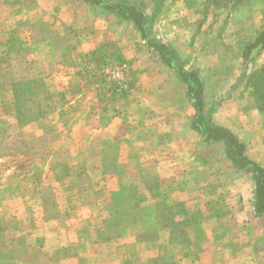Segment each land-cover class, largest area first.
<instances>
[{"label":"rangeland","instance_id":"obj_1","mask_svg":"<svg viewBox=\"0 0 264 264\" xmlns=\"http://www.w3.org/2000/svg\"><path fill=\"white\" fill-rule=\"evenodd\" d=\"M116 1L198 69L213 121L264 166V0ZM193 114L131 22L83 0H0V264H181L207 237L215 264H264L221 236L245 228L253 182Z\"/></svg>","mask_w":264,"mask_h":264},{"label":"trees","instance_id":"obj_2","mask_svg":"<svg viewBox=\"0 0 264 264\" xmlns=\"http://www.w3.org/2000/svg\"><path fill=\"white\" fill-rule=\"evenodd\" d=\"M83 1L87 5L100 6L120 19L131 22L146 47L157 54L163 66L174 72L176 78L184 85L185 96L194 109L190 128L198 132L207 143H222L224 158L238 171L250 175L253 182L254 211L264 217V167L246 154L245 144L235 132L213 121L206 108L205 83L198 69L186 67V62L172 45L151 35L149 16L141 6L116 0ZM261 36L264 46V33ZM247 71L246 68L243 74ZM253 76L259 78L258 84L255 85V94L259 107L264 110V65Z\"/></svg>","mask_w":264,"mask_h":264},{"label":"crops","instance_id":"obj_3","mask_svg":"<svg viewBox=\"0 0 264 264\" xmlns=\"http://www.w3.org/2000/svg\"><path fill=\"white\" fill-rule=\"evenodd\" d=\"M218 124L225 126L229 129H231L236 134H238L237 131L235 129H233V127H231L230 125H226L224 123H218ZM250 158L253 159V157H250ZM260 165L263 166L262 164H260ZM234 170H235V168H234ZM243 173H245V172H243ZM249 204L250 205H246V203L242 204V207L245 210L249 209V211H250L249 214H246L245 216H238L239 219H237L245 225V228H243L242 230H236L235 227H234V229H232V228H230V225H229V228L227 229L226 233L221 234V236L223 238L227 237V240H229L228 244H230L233 239L239 238L241 240L240 246L243 247V249H245V253H251V252H257L258 251L261 254L262 253L264 254V217L262 215H257L255 213L252 200H251V202H249ZM240 208H241V206H240ZM227 221L228 222L233 221V223L235 224L236 219L235 218H233L231 220L228 219ZM163 232H164V235L162 236L161 230L159 228L157 229V233L155 234L156 239H154L155 244L157 243L158 245H160L162 241H163L162 243L165 245H166V243H168L166 241H168V239L170 237L171 230L166 231L164 229ZM234 246H235V242H234V245L232 247L233 251L235 248ZM181 248H183L182 245H181ZM196 250L198 253V256L196 257V259H193V258H192V260L189 259L187 257L186 252L184 251L183 254H179L178 262L181 264H215L214 246H213V242L210 238H208V237L204 238L203 241L201 242L200 246L198 245V247H196ZM171 254H173V253H171Z\"/></svg>","mask_w":264,"mask_h":264}]
</instances>
